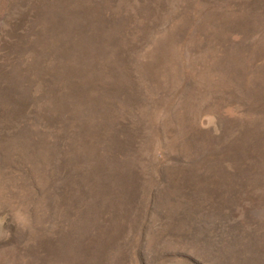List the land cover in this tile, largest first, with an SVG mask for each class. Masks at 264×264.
Instances as JSON below:
<instances>
[{
    "label": "rangeland",
    "instance_id": "obj_1",
    "mask_svg": "<svg viewBox=\"0 0 264 264\" xmlns=\"http://www.w3.org/2000/svg\"><path fill=\"white\" fill-rule=\"evenodd\" d=\"M0 264H264V0H0Z\"/></svg>",
    "mask_w": 264,
    "mask_h": 264
}]
</instances>
